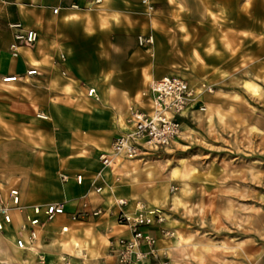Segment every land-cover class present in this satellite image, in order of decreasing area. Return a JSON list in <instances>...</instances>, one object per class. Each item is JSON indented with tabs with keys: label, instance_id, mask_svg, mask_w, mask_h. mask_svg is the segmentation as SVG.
<instances>
[{
	"label": "crops",
	"instance_id": "0c3cea01",
	"mask_svg": "<svg viewBox=\"0 0 264 264\" xmlns=\"http://www.w3.org/2000/svg\"><path fill=\"white\" fill-rule=\"evenodd\" d=\"M177 1L148 0L145 5L141 0H102L99 6H92V0H34L36 7L31 8L27 0H8V6H14L15 19L7 24L3 21L1 27L0 78L16 76L19 81H0V191L5 197L10 189H17L26 207L62 204L64 209L63 216L40 227L33 249L41 251L45 238L59 251L72 247L94 256L88 242L91 238L97 240L96 252L101 255L108 244L111 252L116 239L129 237L128 230L116 221L120 210L116 202L125 199L123 211L134 213L135 203L147 192V182L137 181L129 167L146 156L136 161L117 156L108 168L101 166L99 156L109 153L113 139L131 131L128 108L142 112L147 108L146 99L144 106L138 104V91L144 84L159 76L175 75L177 69L195 71V45L210 39L202 28L238 27L239 22L254 20V13L251 17L245 14L241 1L229 11L227 0H208L209 9L202 16L199 9L198 18L195 6L189 3L185 11ZM55 8L59 9L57 15L52 14ZM183 12L186 19L181 18ZM11 23H21L38 34L34 45L18 49L17 58L11 57L9 49ZM140 37H150L153 42L139 44ZM184 37L188 40L182 41ZM223 54L203 55L197 77L204 79L219 69L220 64L206 61L222 59ZM31 68L39 75L26 77ZM85 73L93 77L97 101L85 96L78 84ZM134 77L136 86L129 83ZM201 106L205 104L198 97L182 114L178 140L189 138L186 133L191 130H184L190 129L195 117L205 116L206 112L198 111ZM76 176L82 177L81 185L76 184ZM95 187L101 188L100 194L92 193ZM86 195L89 209L84 214L81 204ZM94 208L101 209L97 217L90 213ZM79 213L82 221L71 218ZM21 218L14 215V228L6 227L0 233L13 241Z\"/></svg>",
	"mask_w": 264,
	"mask_h": 264
},
{
	"label": "rangeland",
	"instance_id": "374dc122",
	"mask_svg": "<svg viewBox=\"0 0 264 264\" xmlns=\"http://www.w3.org/2000/svg\"><path fill=\"white\" fill-rule=\"evenodd\" d=\"M240 1L245 14L251 17L254 13V20L239 22L238 27L202 28L210 39L195 45V71L177 69V74L167 75L189 82L195 94L210 87L211 92L199 97L211 110L206 109L204 117H195L189 127L194 132L186 133L189 138L174 141L129 167L137 181L147 182V192L138 201L150 210H159L164 217L160 226L151 229L155 237L153 255L138 264H264V0H227L229 11ZM8 3L0 0V36L3 21L7 24L15 19L14 6ZM177 3L185 11L189 3L195 6L197 18L199 9L202 16L210 6L208 0ZM183 13L185 17L181 18L186 19L187 13ZM218 38L227 42L216 43ZM218 52L224 53L222 59L206 62L221 67L199 79L202 56ZM164 76L143 85L138 91L139 96L142 94L138 104L144 106L143 93L147 94L152 81ZM80 78L78 84L86 96L93 77L85 73ZM129 81L136 86V77ZM213 113L212 124L208 125L206 120ZM149 168L151 176L147 178ZM172 196L178 198L175 204ZM4 234L0 264H115L113 258H107L111 255L109 244L98 255L95 238H91L94 244L88 241L94 256L88 251L86 256L83 250L72 247L59 251L45 238L41 251H19Z\"/></svg>",
	"mask_w": 264,
	"mask_h": 264
},
{
	"label": "built area",
	"instance_id": "2783aa9c",
	"mask_svg": "<svg viewBox=\"0 0 264 264\" xmlns=\"http://www.w3.org/2000/svg\"><path fill=\"white\" fill-rule=\"evenodd\" d=\"M27 1L28 7H36L34 0ZM101 3L102 0H92L91 5L99 6ZM141 3L146 5L148 0H141ZM71 8L77 9V6L72 5ZM58 12V8L52 10L53 15H57ZM8 28L12 33V44L9 47L12 58L18 57L20 47H30L38 40L37 32L25 29L21 23H11ZM138 42L152 44L153 41L150 37L146 39L140 37ZM37 75L39 72L36 68L27 70L25 74L26 77ZM0 81L2 84H13L18 82L19 78L2 76ZM203 92H211V88L204 87L202 92L195 94L187 81L178 77L164 76L152 81L147 90V95L151 98L152 115L149 116L137 108L130 107L127 121L131 125V132L113 139L109 153L99 156L101 166L107 168L117 156H122L126 160L141 159L171 146L181 135L182 114ZM87 96L94 97L95 91L89 89ZM198 111L204 113L205 107H199ZM38 118L42 119L40 116ZM61 179L64 182L67 180L66 177ZM82 180L81 176L75 177L77 185H81ZM100 192V187L92 190L94 194ZM87 199L86 195L81 204L84 214H87L86 210L89 209ZM116 204L120 209L116 221L128 230L129 237L116 239L113 242L110 257L114 259L115 264H138L153 255L155 237L151 229L160 226L164 222V217L159 210H150L139 201L135 203L134 214L123 211L127 206L125 199L117 200ZM90 213L93 217H97L101 214V209L94 208ZM14 215H22L13 232L14 247L21 251H29L34 248L39 228L43 223L52 220L53 217L64 215V209L62 204L26 207L21 204L17 189H10L5 197L0 191V232H4L6 227L14 228ZM80 215V213L72 215V219L77 220Z\"/></svg>",
	"mask_w": 264,
	"mask_h": 264
},
{
	"label": "bare ground",
	"instance_id": "6f19581e",
	"mask_svg": "<svg viewBox=\"0 0 264 264\" xmlns=\"http://www.w3.org/2000/svg\"><path fill=\"white\" fill-rule=\"evenodd\" d=\"M94 91H95V89H93ZM88 92H89V90L87 91V93L86 94H88ZM96 93V92H95ZM140 97H142V94H141V96ZM143 97L146 99V101H147V108L146 109H142L147 115H149V116H151L152 115V103H151V98H150V96L149 95H147V94H145V93H143ZM94 99L97 101L98 100V97H97V95L95 94V96H94ZM207 110H211V108H210V106H208L207 108H206ZM42 119H44L45 117L44 116H42V115H39ZM214 116H215V114L213 113V114H210L209 116H208V118H207V120H206V122H207V124L208 125H211L212 124V121H213V118H214ZM130 125V124H129ZM130 127H131V125H130ZM188 130H191V129H188V128H185V132L186 131H188ZM131 132V131H130ZM194 131H190V133H193ZM129 133V132H128ZM112 164V163H111ZM108 167H110V166H108ZM107 167V168H108ZM172 201H173V204H175V202L177 201L178 202V200H177V198H176V196H172ZM154 209V208H153ZM136 212V210L134 211V213ZM133 213V214H134ZM63 216V215H62ZM58 217H60V216H58ZM57 217H53V219L52 220H50V221H48V222H45V223H50V222H52V221H54L55 219H56ZM45 223H43V225L45 224ZM42 225V226H43ZM41 226V227H42ZM40 229V228H39ZM65 230H67V228L66 227H63V228H61V232L62 233H65L64 231ZM5 232V231H4ZM1 234L2 233H0V241L2 240L1 239ZM16 249V248H15ZM75 249H79V245H77V244H75ZM18 250V249H17ZM19 251H21V250H19Z\"/></svg>",
	"mask_w": 264,
	"mask_h": 264
}]
</instances>
